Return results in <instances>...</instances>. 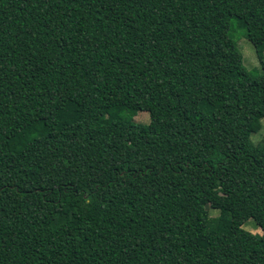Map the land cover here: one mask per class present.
<instances>
[{
  "label": "trees",
  "instance_id": "1",
  "mask_svg": "<svg viewBox=\"0 0 264 264\" xmlns=\"http://www.w3.org/2000/svg\"><path fill=\"white\" fill-rule=\"evenodd\" d=\"M262 120L264 0H0V264H264Z\"/></svg>",
  "mask_w": 264,
  "mask_h": 264
},
{
  "label": "rangeland",
  "instance_id": "2",
  "mask_svg": "<svg viewBox=\"0 0 264 264\" xmlns=\"http://www.w3.org/2000/svg\"><path fill=\"white\" fill-rule=\"evenodd\" d=\"M235 40L237 44V48L242 55V62L245 69L251 73L253 76H257L261 73L260 63L257 59L256 52L254 47L247 41L242 31L239 28L235 27ZM149 114L146 112H138L134 117L133 121L140 124H148L149 123ZM264 138V120L261 121V129L258 133L252 134L250 136V140L253 144H259L262 142ZM210 217L218 216V212L209 209ZM244 229L251 232L252 234L262 235L260 229L255 227L253 221H249Z\"/></svg>",
  "mask_w": 264,
  "mask_h": 264
}]
</instances>
